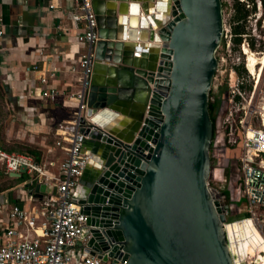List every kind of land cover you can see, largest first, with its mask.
I'll return each mask as SVG.
<instances>
[{
    "label": "water",
    "instance_id": "95a60500",
    "mask_svg": "<svg viewBox=\"0 0 264 264\" xmlns=\"http://www.w3.org/2000/svg\"><path fill=\"white\" fill-rule=\"evenodd\" d=\"M92 1L100 39L81 119L91 159L77 196L85 251L125 264H233L229 205L208 185L222 1L110 0L109 17L97 8L107 0ZM121 108L135 111L123 129ZM24 186L46 189L26 176Z\"/></svg>",
    "mask_w": 264,
    "mask_h": 264
},
{
    "label": "built area",
    "instance_id": "2783aa9c",
    "mask_svg": "<svg viewBox=\"0 0 264 264\" xmlns=\"http://www.w3.org/2000/svg\"><path fill=\"white\" fill-rule=\"evenodd\" d=\"M240 1L247 2L245 3L247 9L251 8L248 1ZM257 7L258 11L262 10L260 0ZM262 15L264 14L251 11L245 20L232 22L229 27H225L223 22L221 42L215 54L218 61L216 71L232 55L233 44L237 46L239 53L244 55L243 64L246 68L244 49L246 47L252 51L253 36L259 37L263 42V48L253 52L264 53V34L257 33L258 27L264 31ZM68 17L75 27L79 24L82 26L83 32L77 39L86 48L79 56L77 64L71 67L72 71L80 74L79 89L69 97L77 103L76 110L72 119L61 125L56 132L58 136L56 145L64 152V158L60 161L57 171L52 173L47 163L36 161L32 155L8 152L0 148V171L11 177V174L21 173L24 168L23 175L29 178V184L37 181L49 189L48 195L46 194L39 206L24 208L17 204L0 203V264H125L111 257L104 261L97 255H91L85 251L90 235L84 234L87 216L82 212L77 196L81 188L80 179L91 159V152L83 151L86 135L81 129L86 128V124H83L81 119L88 109L87 96L96 61L95 46L100 37L92 0H75V9L70 11ZM244 21L252 27L251 32L247 24L244 33L235 34L232 26ZM3 32V22L0 19V36ZM237 36L241 37L238 44L234 41ZM36 69H38L36 64L26 67L27 71ZM229 71V75L235 77L228 83L229 101L235 107L234 110H230L229 117H232L233 111L240 110L239 106L242 104L240 98L246 100L247 93L242 88L243 79L236 75L234 68ZM53 72L50 76H53ZM40 83L47 84L48 78L42 77ZM30 93L51 101L59 95L55 89L41 88H35ZM244 107L243 105L242 109ZM260 109L262 111L260 112L261 126L253 127L250 123L246 125L242 123L241 138L237 140L230 136L227 142L240 152L241 193L246 201L247 212L251 219L256 218L264 223V106L262 105ZM250 116L251 114L246 111L245 119L250 121ZM232 130L233 127L230 125V135ZM223 148L219 147L218 156ZM224 230L228 246H230L225 223ZM232 260L235 264L233 257Z\"/></svg>",
    "mask_w": 264,
    "mask_h": 264
},
{
    "label": "crops",
    "instance_id": "0c3cea01",
    "mask_svg": "<svg viewBox=\"0 0 264 264\" xmlns=\"http://www.w3.org/2000/svg\"><path fill=\"white\" fill-rule=\"evenodd\" d=\"M97 8L100 15L109 17L113 3L107 0ZM74 9L75 0H0L4 31L0 36V86L16 124L15 133L10 126L7 135L10 138L13 133L14 138L36 146L41 153L38 162L47 163L52 173L64 158L56 145L57 129L72 119L77 107L69 97L79 89L80 74L71 67L86 48L77 39L82 26L75 27L68 17ZM34 64L38 69L26 70ZM42 77L48 78L47 84L40 83ZM35 88L55 89L59 95L54 101L42 99L30 93ZM121 110L114 112L113 119L119 129L130 126L135 119L133 109ZM83 151L90 153L87 144ZM48 191L31 195L23 181L1 194L0 203L39 206Z\"/></svg>",
    "mask_w": 264,
    "mask_h": 264
},
{
    "label": "rangeland",
    "instance_id": "374dc122",
    "mask_svg": "<svg viewBox=\"0 0 264 264\" xmlns=\"http://www.w3.org/2000/svg\"><path fill=\"white\" fill-rule=\"evenodd\" d=\"M224 3L223 6V22L225 27L232 25V17L234 15V2L235 0H221ZM256 3V13L264 14V7L262 10L258 11L257 4L259 0H254ZM247 3V2H244ZM251 5L252 2L248 1ZM247 9V8H246ZM264 15H262L263 18ZM241 24V23H240ZM247 21H244V25L247 26ZM251 26L248 24V29L251 32ZM246 29V28H245ZM257 33L260 35L264 34L259 27ZM259 39V40H258ZM252 42L254 47L252 51H258L263 48L262 39L259 37H252ZM261 54V53H260ZM244 55L239 51L235 44H233L232 55L227 58L226 63L221 65L217 71H215L211 90V99L216 105L214 116L216 118V135L211 144L210 148V159H211V171L208 178V185L214 190L216 194L220 196V202L222 204H229L230 209L226 215V221L242 220L243 218L250 217L246 208V201L242 197L241 187H242V175L240 171V161H239V150L230 145L227 140L230 136L233 139L239 140L241 138L242 123L244 125L250 123L253 127H260V107L264 106V81L257 80L246 70L244 67ZM234 68L236 75L243 79L244 84L242 88L246 91V100L240 98L242 104L245 106L242 109V104H240V110L236 109L233 111V116L229 117L230 110H234V105L229 101V81L234 78L230 76V69ZM254 86L256 88L254 89ZM248 111L250 116L249 119H245V113ZM241 120V123H240ZM232 125V135L229 134V127ZM12 127L14 133L16 131L15 118L13 117V110L11 106L7 103L4 92L0 91V148L8 152H20L25 150L26 146H30L33 149L39 151L36 146L28 144L24 140H18L14 138L12 133L11 137L8 138L7 128ZM219 147H224L220 151V156H218ZM41 154V153H40ZM8 176L0 171V185L10 184ZM223 190L229 192V199L222 194ZM254 224H256V233L252 232L250 239V244L248 249L241 255L240 264H258L257 259L259 254L257 252V245L253 241L252 237L263 239L264 238V223L259 219H252ZM226 223V222H225Z\"/></svg>",
    "mask_w": 264,
    "mask_h": 264
},
{
    "label": "bare ground",
    "instance_id": "6f19581e",
    "mask_svg": "<svg viewBox=\"0 0 264 264\" xmlns=\"http://www.w3.org/2000/svg\"><path fill=\"white\" fill-rule=\"evenodd\" d=\"M246 68L248 72L256 79L264 81V53H255L245 47ZM226 231L230 238V254L234 258L235 264H240L241 255L248 249L252 232L256 233L257 227L250 217L243 218L242 220H233L225 223ZM257 245V252L259 257L258 264H264V238L258 239L252 237Z\"/></svg>",
    "mask_w": 264,
    "mask_h": 264
},
{
    "label": "trees",
    "instance_id": "16d2710c",
    "mask_svg": "<svg viewBox=\"0 0 264 264\" xmlns=\"http://www.w3.org/2000/svg\"><path fill=\"white\" fill-rule=\"evenodd\" d=\"M246 1H251L252 2V10L256 11L255 1L254 0H246ZM260 1H261L262 6L264 7V0H260ZM222 6H224V3H222ZM234 11L235 12H234V15L232 17V22H240L242 20H245L247 15H249V13L251 12L249 9H246L245 3L243 1H240V0H235ZM232 29H233V32L235 34H242L245 32V25H244V23L237 24V25L232 26ZM234 41L236 44L240 43L241 37L240 36L235 37ZM251 46H252V48L254 47L253 42H251ZM1 90L2 89L0 86V91ZM211 95H212V90L210 89L209 99H208V111H209L210 118H211L212 123H213V140H214V137H215L216 131H217V129H216V118L214 116L216 105L212 101ZM213 140H212V142H213ZM21 153L32 155L36 161H40V153L36 149H33L30 146H26L25 150L21 151ZM24 177H25V175H23L22 177H19V178H13V177L8 176L11 183L7 184V185H0V195L11 190V189H13V188H15L17 185H19L21 182L24 181ZM222 194L227 198V200L229 199V192L227 190H223ZM225 229H226V227H225Z\"/></svg>",
    "mask_w": 264,
    "mask_h": 264
}]
</instances>
